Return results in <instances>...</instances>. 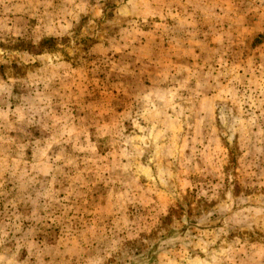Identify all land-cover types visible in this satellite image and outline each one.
Listing matches in <instances>:
<instances>
[{"label":"rangeland","instance_id":"1","mask_svg":"<svg viewBox=\"0 0 264 264\" xmlns=\"http://www.w3.org/2000/svg\"><path fill=\"white\" fill-rule=\"evenodd\" d=\"M0 264H264V0H0Z\"/></svg>","mask_w":264,"mask_h":264}]
</instances>
